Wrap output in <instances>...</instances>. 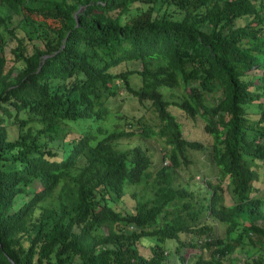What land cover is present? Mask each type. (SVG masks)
<instances>
[{
	"label": "trees",
	"instance_id": "16d2710c",
	"mask_svg": "<svg viewBox=\"0 0 264 264\" xmlns=\"http://www.w3.org/2000/svg\"><path fill=\"white\" fill-rule=\"evenodd\" d=\"M122 86L152 118L112 114ZM178 111L210 135L205 187L174 182L203 148ZM262 175L264 0H0V264H264Z\"/></svg>",
	"mask_w": 264,
	"mask_h": 264
},
{
	"label": "rangeland",
	"instance_id": "374dc122",
	"mask_svg": "<svg viewBox=\"0 0 264 264\" xmlns=\"http://www.w3.org/2000/svg\"><path fill=\"white\" fill-rule=\"evenodd\" d=\"M1 9L4 11H7V8L5 6H2ZM17 15H15L13 23H16L15 19ZM18 34L21 35V31L19 29ZM16 43L15 39H11L10 42L7 44L5 47V52L7 57L9 58L8 63H11V56L12 52L10 48L14 46ZM127 66L129 67H139L140 62L135 61V62H129V63H121L114 67L116 71L123 70ZM129 80L130 84L135 87L139 88L141 85V78L140 76L134 72L129 75ZM165 95L168 98H179V94H181L180 89L174 88L173 91L169 89L168 87L164 88ZM114 100L115 105L112 107V114H121L124 116V114H127L132 118H138L141 115L145 116V119H150L153 117V114L150 112L149 108L141 104L134 96L131 95V92H128L124 86L120 87V92L118 95L114 96L112 98ZM179 118L181 117V120L184 122V135L191 136L193 138H196L200 141H202L203 148L202 149H189L188 152V157L191 159L190 162L188 163H182L181 167L174 169L173 175H174V182L179 183L180 185H186L189 188H201L205 187L206 185V180L211 179L212 181H217L216 177V171L215 167L213 164V161L210 158V154L208 152L209 148L207 146L209 145V142L211 140L210 135L208 133H205L202 131L200 127L196 128V125L188 118H185L183 114H180L178 111ZM118 120L119 122H124V118H113L109 121H111L110 127H114L115 121ZM132 128H135L136 130L141 129V124L138 120H134V125ZM9 133L10 136H14L17 134V127L14 124L9 125ZM134 144H141L142 146H148L153 152V158H154V163L151 167V169L154 171L157 167L169 163L168 158L163 157V149H162V142L157 139L156 137H144L141 136L138 133H135L133 135H130L128 137H122L120 139V145L125 147V146H130ZM77 169H74L72 172H76ZM191 174L192 177H191ZM262 178L258 181L255 182L256 186H259V191L258 192H263L264 191V176H261ZM35 186L39 185L38 182L34 183ZM224 190H223V196H224V201L225 203H229L231 195L226 189V183H222ZM130 189H135L137 190V194H147V190H143L139 187H131ZM135 204V198L130 194V192H127L122 199L118 202V207L121 210H130L134 207ZM41 208L38 207L36 208L34 214L38 215L40 212ZM215 221V226L217 229V232L219 234H222L224 231V224L219 222V220L213 218ZM169 241L170 246H175L174 240H167ZM148 241H144V249H146V246L148 245ZM148 250V249H146ZM205 253V250H204ZM207 254V252L205 253ZM244 257V256H243ZM240 261V260H239ZM189 264H193V262L189 261ZM179 264V263H176Z\"/></svg>",
	"mask_w": 264,
	"mask_h": 264
},
{
	"label": "water",
	"instance_id": "95a60500",
	"mask_svg": "<svg viewBox=\"0 0 264 264\" xmlns=\"http://www.w3.org/2000/svg\"><path fill=\"white\" fill-rule=\"evenodd\" d=\"M81 8H83L82 6L81 7H79L78 9H77V11H80L81 10ZM11 261H12V263L13 264H15V262L11 259Z\"/></svg>",
	"mask_w": 264,
	"mask_h": 264
}]
</instances>
